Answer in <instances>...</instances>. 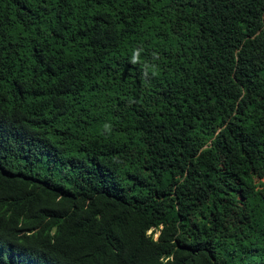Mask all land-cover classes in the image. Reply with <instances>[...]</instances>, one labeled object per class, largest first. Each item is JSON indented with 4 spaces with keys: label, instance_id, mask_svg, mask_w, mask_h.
<instances>
[{
    "label": "trees",
    "instance_id": "16d2710c",
    "mask_svg": "<svg viewBox=\"0 0 264 264\" xmlns=\"http://www.w3.org/2000/svg\"><path fill=\"white\" fill-rule=\"evenodd\" d=\"M0 264H264V0H0Z\"/></svg>",
    "mask_w": 264,
    "mask_h": 264
},
{
    "label": "clouds",
    "instance_id": "9594fccd",
    "mask_svg": "<svg viewBox=\"0 0 264 264\" xmlns=\"http://www.w3.org/2000/svg\"><path fill=\"white\" fill-rule=\"evenodd\" d=\"M105 127L108 128V127H110V125H106Z\"/></svg>",
    "mask_w": 264,
    "mask_h": 264
}]
</instances>
